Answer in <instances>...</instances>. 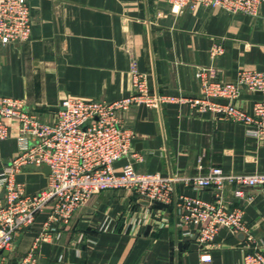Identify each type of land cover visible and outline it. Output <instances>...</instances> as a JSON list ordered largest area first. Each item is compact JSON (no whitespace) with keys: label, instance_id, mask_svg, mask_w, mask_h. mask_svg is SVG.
Instances as JSON below:
<instances>
[{"label":"crops","instance_id":"obj_1","mask_svg":"<svg viewBox=\"0 0 264 264\" xmlns=\"http://www.w3.org/2000/svg\"><path fill=\"white\" fill-rule=\"evenodd\" d=\"M29 3L31 37L0 42V95L23 99L47 122L56 119L69 95L109 101L130 95L133 66L147 74L151 92L185 97L200 93L201 68H210V77L224 81H234L242 68L264 73V3L257 15L189 7L174 13L167 0ZM216 42L224 52L213 58L209 50ZM259 99L264 92L243 87L236 104L252 111ZM122 118L136 133L138 156L118 160L117 172L128 162L140 172L162 175L204 173L214 165L228 172L264 170V138L243 123L200 111L189 102L134 104ZM18 134L19 123L12 120L9 137L0 141V172L19 153ZM17 179L30 193L49 181L36 165L24 167ZM176 193L216 198L211 188L183 183L176 184ZM222 201L244 210L247 227L264 245V186L246 187L240 195L229 186ZM158 213L168 218L163 227L157 225ZM47 217V209L40 212L19 235L20 243L0 254V264L21 261ZM199 228L179 225L176 202L148 201L125 188L107 189L79 207L58 237L42 241L37 256L39 264H246L244 231L223 226L212 246L203 248ZM204 252L211 254L210 261L201 259Z\"/></svg>","mask_w":264,"mask_h":264},{"label":"built area","instance_id":"obj_2","mask_svg":"<svg viewBox=\"0 0 264 264\" xmlns=\"http://www.w3.org/2000/svg\"><path fill=\"white\" fill-rule=\"evenodd\" d=\"M174 13L185 8H221L230 14L257 15L264 0H167ZM29 0H0V42L28 40L32 35ZM211 57L223 54L224 47L216 42L209 50ZM210 68H201L197 76L200 93L193 97L151 92L147 74L131 68L133 92L112 101L69 95L52 122L42 120L27 108L26 102L14 96L0 95V141L10 135L11 121L19 123V153L0 172V254L10 250L15 240L38 214L48 210V217L36 235L28 253L18 264H39L37 250L42 241L60 235L79 207L93 194L107 189L125 188L140 198L164 204L176 202L179 225L199 224L198 241L210 248L225 226L233 232L244 231L246 264H264V245L250 232L240 207L229 208L222 195L229 186L237 194L253 186H264V170L228 172L221 166H210L204 173L180 175L140 172L131 162L117 172L115 163L123 157L136 158L133 139L135 131L125 126L123 114L134 104L159 106L167 102H189L200 111H213L220 118L245 124L255 135L264 138V99L256 100L248 111L236 104L243 87L264 92V73L257 69H240L234 81H224L208 75ZM225 101H221V100ZM49 165L48 184L30 193L17 175L28 165ZM194 189L211 188L215 200L177 194L176 184ZM165 214V213H164ZM159 227L167 224L166 215L156 214ZM149 216V214H148ZM156 217V218H158ZM148 221V218L147 220ZM133 223H139L134 220ZM204 262L211 254H201Z\"/></svg>","mask_w":264,"mask_h":264},{"label":"water","instance_id":"obj_3","mask_svg":"<svg viewBox=\"0 0 264 264\" xmlns=\"http://www.w3.org/2000/svg\"><path fill=\"white\" fill-rule=\"evenodd\" d=\"M41 167H42V169H43V171H44L45 173L50 174L51 169H50L49 165H47V164H43ZM21 238H22V236H19V237L16 239V241H15V246L18 245V244L20 243ZM7 251H8V250H4L3 252H7Z\"/></svg>","mask_w":264,"mask_h":264}]
</instances>
